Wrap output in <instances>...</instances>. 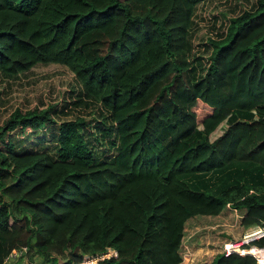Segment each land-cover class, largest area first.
I'll list each match as a JSON object with an SVG mask.
<instances>
[{
    "label": "trees",
    "instance_id": "obj_1",
    "mask_svg": "<svg viewBox=\"0 0 264 264\" xmlns=\"http://www.w3.org/2000/svg\"><path fill=\"white\" fill-rule=\"evenodd\" d=\"M198 1L0 0V74L66 67L115 132L102 158L91 118L56 121L54 102L1 118L0 264L22 246L27 262L12 264H80L106 248L82 264H178L185 221L227 203L264 245V0L207 38L194 77ZM198 264L255 260L231 251Z\"/></svg>",
    "mask_w": 264,
    "mask_h": 264
},
{
    "label": "rangeland",
    "instance_id": "obj_2",
    "mask_svg": "<svg viewBox=\"0 0 264 264\" xmlns=\"http://www.w3.org/2000/svg\"><path fill=\"white\" fill-rule=\"evenodd\" d=\"M254 3L255 0H199L195 3L187 33V57L194 77L201 74L207 65L210 51L207 38L222 36L228 18L243 9L253 7ZM49 102L56 103L53 113L56 121L75 116L91 118L89 125L92 127L87 126V131L91 133L88 135L89 143L94 146L98 157L111 155L114 150L115 132L110 125L106 109L85 93L80 82L66 67L54 63H37L8 77L0 74V120L14 106H44ZM243 117L249 118L247 115ZM239 220L237 210L230 207H224L215 215H195L188 218L184 223L182 239L193 240L191 242L195 249L191 250L194 255H191L192 264L208 260L213 250L220 248L222 241L239 239L246 231ZM250 228L248 227L249 231L253 230ZM187 235L190 236L186 238ZM182 250L186 254L185 249L181 247ZM110 252L112 250L106 254ZM101 254L85 253L82 263L95 261ZM13 260L4 263L12 264ZM16 260L20 263L27 262L24 253Z\"/></svg>",
    "mask_w": 264,
    "mask_h": 264
},
{
    "label": "built area",
    "instance_id": "obj_3",
    "mask_svg": "<svg viewBox=\"0 0 264 264\" xmlns=\"http://www.w3.org/2000/svg\"><path fill=\"white\" fill-rule=\"evenodd\" d=\"M226 207H229L228 203L226 204ZM254 226V225H253ZM251 226V227H253ZM261 229L264 230V227L259 226ZM258 236L255 235H249L248 237L245 236L244 232L241 235L239 239H234V240H224L222 241L220 245V252L227 254L231 251H235L238 254H244L248 253L254 257L255 264H264V247L263 246H257L255 244H252L250 241L253 238H257ZM250 246H254V249H251ZM24 246L20 248H13L11 249L8 254L5 256V261H8L10 259L18 257L23 251H24ZM112 249H107L106 252L102 253L98 258H102L103 256H107L109 254L113 253L112 252L106 254L108 251H111ZM188 253V252H187ZM181 255V253H180ZM181 257H183L181 255ZM84 260V259H83ZM89 262V261H87ZM93 262V261H90Z\"/></svg>",
    "mask_w": 264,
    "mask_h": 264
},
{
    "label": "crops",
    "instance_id": "obj_4",
    "mask_svg": "<svg viewBox=\"0 0 264 264\" xmlns=\"http://www.w3.org/2000/svg\"><path fill=\"white\" fill-rule=\"evenodd\" d=\"M242 227H243V226H242ZM248 227H251V226L243 227V230L245 231L246 229H248ZM188 236H190V235H187L186 238H188ZM182 238H183V236H182ZM190 239H191V238H189V239L186 240V241H183V239H181V243H180V253H181V255H182L183 257H181V260H180V262H179L178 264H192L191 255H192V257H193L194 255H193V251H191V250L195 249V246H192V242H193V240H190ZM191 241H192V242H191ZM183 242H184V244H183ZM181 247L185 249L186 254H185V252H184L183 250L181 251ZM187 252H188V253H187ZM217 252H220V248H219V249H216V250H213V252H212L213 254L211 255L210 258H208V260H210V259L212 258V256H213L215 253H217ZM187 257H189V259H188ZM185 258H187V259H185Z\"/></svg>",
    "mask_w": 264,
    "mask_h": 264
}]
</instances>
